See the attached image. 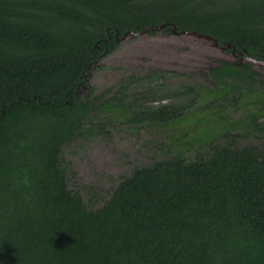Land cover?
<instances>
[{
    "label": "trees",
    "instance_id": "1",
    "mask_svg": "<svg viewBox=\"0 0 264 264\" xmlns=\"http://www.w3.org/2000/svg\"><path fill=\"white\" fill-rule=\"evenodd\" d=\"M161 24L264 57V0H0V264H264V148L225 132L199 142L208 156L135 167L102 206L68 187L63 147L97 107L90 70ZM212 73L225 89L254 79L230 61ZM179 108L147 116L169 129Z\"/></svg>",
    "mask_w": 264,
    "mask_h": 264
},
{
    "label": "rangeland",
    "instance_id": "2",
    "mask_svg": "<svg viewBox=\"0 0 264 264\" xmlns=\"http://www.w3.org/2000/svg\"><path fill=\"white\" fill-rule=\"evenodd\" d=\"M233 59L225 49L190 34H147L120 42L91 70L92 97L103 92L109 96L128 74L173 70L178 74L166 77L164 99L159 100L162 92L155 85L146 94L154 99L140 100L144 92L140 87L134 88L126 101L156 107L192 100L190 110L199 121L181 123L179 129L191 130L184 136L170 138L160 133L164 127L142 126L133 130L124 126L126 117H117L116 106L91 111L83 133L63 147L68 187L79 191L88 207L95 208L102 206L116 185L137 166L168 158L178 149L189 160L210 155L211 148L199 142H208L219 131L227 133L226 137H220V142L264 146V110L259 111L256 102L250 100L254 92L246 90V81L227 78L229 89L224 91L209 72L211 66ZM254 67L262 74L260 79L256 77L254 89L264 93V83L260 81H264V67ZM254 114L260 116L253 119Z\"/></svg>",
    "mask_w": 264,
    "mask_h": 264
},
{
    "label": "flooded vegetation",
    "instance_id": "3",
    "mask_svg": "<svg viewBox=\"0 0 264 264\" xmlns=\"http://www.w3.org/2000/svg\"><path fill=\"white\" fill-rule=\"evenodd\" d=\"M155 30L156 31H154L153 33L149 32V31H148V33L149 34H157V33H165L166 34V33H170V34H178V35L181 34V33H178V31L173 33V30H170V31L164 30V26L160 30H158V29H155ZM117 40L119 41V38H117ZM119 44H120V41H119ZM222 45H225V44H222ZM229 47H230V45L224 47L223 49H225L226 51L230 52L234 59L233 60H223V61H230V62H233L235 64H239V65H241L243 67H249L251 69V71L254 72V74H253L254 79L250 82V88L246 86V88H248L246 90H251V91L254 92V94L256 93L255 95L253 94V96H251V99L250 98L249 99L253 100L254 102H256V104L258 105L259 111H263L264 110V99H263L264 98V95H263L264 93L260 92L259 90H255L254 89V83L257 81L256 77L258 76L259 79H260L262 74H261V72L256 70L254 66L264 67V65L260 64V63L248 61V60L242 61V58L244 57V54H245L246 51L245 50H237L236 48H234V50H233L232 47L231 48H229ZM246 54H249V53L246 52ZM249 55H251V54H249ZM256 58L264 60V57H256ZM223 61H221L219 64H217L215 66L213 65V66H211L209 68V72L212 74L213 77H214V75L212 73V69L214 67L220 66ZM95 66L96 65L94 64L93 67H95ZM93 67H92V69H93ZM156 71L159 74L158 76L147 77L149 74H152V73H154ZM177 74L178 73L176 71H173V70L168 71V70H160V69H154V70L148 71L147 73H144V74L131 73V74H128L125 78H121V80L119 81L118 85L115 88H113V90H111V92H110L111 94H109V96L108 95L105 96V93L103 92V94H101L99 96L92 97L93 96V90H92V87H91V83L89 81L90 76H91V72H89L88 86L83 89L81 95L84 97V92L90 91V95H89L90 99L97 104V107H96L95 110H97V109H108L106 107L107 104H112V108L114 106H116V105L120 106L121 102L122 103L123 102L126 103L127 106L129 105L130 106L129 108L132 109V110H129L130 112L127 115L130 116V117L126 118V120H125V122L123 124H124V126H128V127L132 128L133 130L134 129L139 130L142 126H152V127L153 126H156V127L159 126V127L166 128V126L168 125V123L166 121H162V120L153 121V120L149 119L147 114L149 115L150 111H157V110L163 109L166 106H170V105L160 104V105H158L156 107H153V106L148 105V104L143 105V104H139L138 102H129V101H126V98H128V95L131 93V91L134 88L139 89L140 87H142L144 92L139 96L140 100L154 99V97H148L146 94H149L148 92L151 89H155V87L157 86V89L162 92V94L160 95L159 100L160 99H164V97L166 95V93H165L166 86H168V84L166 82V77L168 75H177ZM227 78L231 79V77H229V76L225 77L224 81L226 83H227V81H226ZM214 79H216V78L214 77ZM216 81L218 82L217 79H216ZM240 81H242V80H240ZM260 81L264 83V81H262V79ZM221 87H222V90H224V91L227 90V89H225V85H221ZM120 90H123L122 95H124V96H123L122 100L120 102H118L117 101V96H121L119 94ZM190 90L193 91L192 88ZM261 95H262L263 98H261ZM191 101L192 100H190L189 102L181 103V104L178 105V106H180V108L178 110V114H179V112H186V115L184 116L185 119L180 120L178 122V124H176L173 128L171 127L169 129L159 130L161 134H163L164 136H168L169 135L168 133H171V134H174V135H177V136L178 135L179 136H184V134H182V133L186 132L185 133V135H186L187 132L189 130H191V129H188V131H184L183 129H179L178 128V126L181 123L199 121L197 119L198 117H196V115L194 117L193 116V112H191V110H190V107L192 105ZM123 105L121 104V106H123ZM181 105H184V106L181 107ZM258 108H257V110H258ZM116 110L119 111V108L117 106H116ZM119 113L120 112H118L117 115ZM120 116L121 117L122 116L125 117L121 113H120ZM189 116L191 117L192 120H190ZM252 116H253V119H254V117H258L260 115L259 114H254ZM259 128H260V130H263V126L262 125H260ZM260 148H264V146L262 145V147H260ZM179 150L180 149L175 150V153L179 152Z\"/></svg>",
    "mask_w": 264,
    "mask_h": 264
},
{
    "label": "water",
    "instance_id": "4",
    "mask_svg": "<svg viewBox=\"0 0 264 264\" xmlns=\"http://www.w3.org/2000/svg\"><path fill=\"white\" fill-rule=\"evenodd\" d=\"M163 26H164V24H161V25H153V26H151V28L152 29H158V30H160ZM172 30H173V33L177 32L175 26L172 28ZM178 33H181V34H190V35H194V36L203 38L206 41H209L211 44H213L217 48H224V47L230 45L229 43L227 45H222L216 39H214L211 35L206 34V33H200V32H197V31H190V30H182V31H178ZM147 34H149L148 33V27L142 29L140 32H129V33H125L122 37L119 38V41L120 42H123V41L128 40L131 37L132 38L141 37V36H145ZM232 48L234 50L235 46H233ZM103 57H104V55H101L96 60L95 64H97L98 62H100ZM244 60H248V61H252V62H256V63H260V64H263L264 65V60L258 59V58H256L253 55L246 54V52L244 54V57L242 58V61H244ZM90 72H91V70H90Z\"/></svg>",
    "mask_w": 264,
    "mask_h": 264
}]
</instances>
